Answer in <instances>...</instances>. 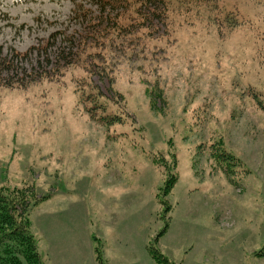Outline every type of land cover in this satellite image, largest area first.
<instances>
[{"label": "rangeland", "instance_id": "rangeland-1", "mask_svg": "<svg viewBox=\"0 0 264 264\" xmlns=\"http://www.w3.org/2000/svg\"><path fill=\"white\" fill-rule=\"evenodd\" d=\"M104 11L0 0L2 79L49 76L0 85V189L50 196L44 264H264V0Z\"/></svg>", "mask_w": 264, "mask_h": 264}, {"label": "trees", "instance_id": "trees-1", "mask_svg": "<svg viewBox=\"0 0 264 264\" xmlns=\"http://www.w3.org/2000/svg\"><path fill=\"white\" fill-rule=\"evenodd\" d=\"M103 5L104 10L108 8H122L124 5L135 6L136 14L140 16L143 25H147L153 18H160L163 21L168 19L169 5L175 1L180 5H194L196 3H212V0H99ZM104 11V13H105ZM148 26V25H147ZM146 26V27H147ZM149 26L147 27V29ZM17 58L26 60L28 53H15ZM63 54L59 55V61L64 62L67 67L73 65L71 59L63 60ZM14 70V60H8L4 57L0 48V85L6 88L24 87L28 84L34 83L38 78L42 80L49 78L47 73H42L39 76L31 75L32 79L25 82L24 78L20 79H2L4 72H11ZM94 89V88H93ZM97 89V88H96ZM95 90V89H94ZM98 90V89H97ZM100 96H103L100 93ZM104 97V96H103ZM98 109L101 106H97ZM102 120H108L103 117ZM118 120V118H116ZM159 164V163H158ZM169 169V167H167ZM171 170V169H170ZM164 194L167 196L174 188L178 181L177 175L170 171ZM33 193H27L26 189L14 190L6 193L4 189H0V264H44L42 256L38 251V245L35 236L31 230V221L27 216V209L33 204L37 206L41 202L48 200L50 196H43L41 199L34 201ZM166 232L163 231L157 238V241ZM96 241H98L96 239ZM97 261L99 264H106L103 260L102 250L100 247L95 248ZM151 254L157 264H175L157 248H151Z\"/></svg>", "mask_w": 264, "mask_h": 264}]
</instances>
